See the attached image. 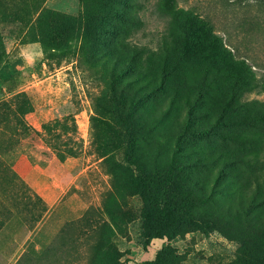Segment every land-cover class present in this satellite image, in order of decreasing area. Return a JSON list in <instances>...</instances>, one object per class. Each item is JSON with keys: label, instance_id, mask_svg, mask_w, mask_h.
Segmentation results:
<instances>
[{"label": "rangeland", "instance_id": "374dc122", "mask_svg": "<svg viewBox=\"0 0 264 264\" xmlns=\"http://www.w3.org/2000/svg\"><path fill=\"white\" fill-rule=\"evenodd\" d=\"M169 7L203 18L246 60L252 82L239 102L264 113V3L0 0V264H264V133L235 129L248 138L241 142H251L240 147L222 130L221 139H196L193 148L186 139V150L203 155L251 156L224 183L209 185L217 205L202 206L214 215L199 206L178 233L144 247L150 224L137 188L140 172L123 159V133L94 120L106 118L93 102L104 95L111 69L129 64L136 70L118 77V86L131 85L143 98L139 113L163 149L161 158L150 150L155 160L169 152L185 108L171 92L140 89L160 80L153 56L162 38L170 42ZM123 42L128 52L145 47L146 54L124 55ZM183 65L188 82H197L198 65H188V57ZM16 91L28 97L11 99ZM160 108L169 110L165 134L152 114ZM261 219L262 230L251 221Z\"/></svg>", "mask_w": 264, "mask_h": 264}, {"label": "trees", "instance_id": "16d2710c", "mask_svg": "<svg viewBox=\"0 0 264 264\" xmlns=\"http://www.w3.org/2000/svg\"><path fill=\"white\" fill-rule=\"evenodd\" d=\"M232 1L264 3V0ZM169 16L171 23L167 33L170 42L166 43L162 38L157 54L153 56L159 67L160 80H146L140 86V89H146L148 95L155 93L164 96L171 92L185 108L184 120H176L173 144L161 162H157L155 154L150 153L154 148L161 158L163 149L161 150L158 132L149 127L147 119L140 115L139 104L144 101L143 98H135L138 94L131 85L124 88L118 86V77L126 76L136 68L126 64L125 69L118 72L113 66L112 78L107 82L104 95L93 102L95 109L106 117L103 120L95 118V122L111 132L119 129L123 133L126 140L123 159L127 165L140 172L141 179L137 188L150 224L144 247L148 246L151 239L162 236L171 238L178 233L182 222L195 220L192 213L199 206L207 215H214L202 206L208 203L217 205V201L211 197L214 190L209 185L215 182L224 183L225 177L231 178L229 170L236 169L237 164L248 163L251 156H245L243 160L236 154L225 153L224 150L221 153L208 152L203 155L200 150H186L184 143L190 141L186 139H192L193 142L206 137L205 140L210 137L221 139L222 130L230 143L239 146V143L251 142H241L248 138L241 132L236 133L235 129L264 133V113L248 112L245 105L239 102L252 82L246 60L237 58L235 50L227 46L223 38L215 34L210 24L200 16L181 10L175 11L171 7ZM120 47L124 55L132 58H136V55L142 58L146 54L145 47L133 48L130 52L127 51L128 43L123 42ZM186 57L188 65L193 60L199 67V78L195 83L188 82L185 78L189 72L187 66H182ZM96 58L97 56L92 59ZM150 70L146 68L144 73ZM27 97L25 92L16 91L11 99L21 101ZM168 113V108L152 111L159 120L158 130L163 134L166 132L161 130L162 121ZM195 146L194 142L187 149ZM148 161L152 165L150 168L145 166ZM235 173L238 174L239 171ZM186 183L189 184L186 186ZM254 184L259 189V182ZM185 197L188 200H184ZM251 221L259 224L262 230L260 224L263 219ZM250 264L262 263L254 261Z\"/></svg>", "mask_w": 264, "mask_h": 264}]
</instances>
